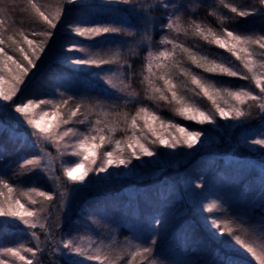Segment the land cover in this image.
I'll list each match as a JSON object with an SVG mask.
<instances>
[{"label":"snow or ice","instance_id":"1","mask_svg":"<svg viewBox=\"0 0 264 264\" xmlns=\"http://www.w3.org/2000/svg\"><path fill=\"white\" fill-rule=\"evenodd\" d=\"M109 2L143 12L142 27L124 22L64 23L72 6H82L83 0H56L54 10L40 0H0V102H12L28 87L58 27L83 41L125 37L64 47L66 53H76L64 57L71 65L102 69L95 75L103 79L106 96L59 90L50 96L21 97L12 104L17 123L32 130L35 140L27 143L37 154L21 155L11 166L0 168V235L13 223L27 230L26 238L0 243V264H60L64 257H75L67 264H157L154 238L121 243L115 236L106 240L87 230L65 231L64 217L75 186L98 182L102 174L110 178V169L131 171L153 158L160 162L164 155L160 147L172 152L202 147L209 133L222 127L219 121L242 127L258 115L260 124L246 130L243 142L264 148V31L240 26V20L264 13V0H212L207 15L216 20V27L197 18L202 2ZM157 8L165 13V23L159 26L152 15ZM15 16L19 21L11 18ZM141 52L137 71L134 62ZM137 77L142 95L134 86ZM230 78L246 83L233 86ZM177 117L201 127L182 126ZM10 155L6 144L0 143V164ZM37 171L47 188L29 179ZM190 183L204 187L202 181ZM201 210L209 214L204 220L212 237L227 235L257 264H264V244L258 253L245 239L254 234L264 241V218L259 222L241 218L219 199H205ZM82 211L89 210L82 207ZM88 219L95 224V216ZM153 223H159L158 218ZM218 264L231 261L219 257Z\"/></svg>","mask_w":264,"mask_h":264},{"label":"trees","instance_id":"2","mask_svg":"<svg viewBox=\"0 0 264 264\" xmlns=\"http://www.w3.org/2000/svg\"><path fill=\"white\" fill-rule=\"evenodd\" d=\"M86 1L82 6H74L72 11L67 13L64 23L124 22L131 23L137 28L142 27L144 13L134 6L109 2V0ZM40 2L46 3L54 10L56 0H40ZM184 2L193 4L202 2L204 6L199 9L197 18L214 27L217 26L216 20L207 15L208 6L212 0H184ZM240 2L247 3L250 0H240ZM152 15L157 26L165 23L163 19L165 13L161 9L157 8ZM11 18L17 21L20 19L19 16ZM186 19L187 13L185 14ZM240 26L264 31V14L240 20ZM159 36L160 32L157 31L156 39H159ZM123 39H125L123 36L108 35L99 37L95 41H83L68 33L66 28L58 27L49 49L42 55V62H38V69L34 70L36 74L30 78L28 87L22 89L21 94H18L12 102H0V143L6 144L11 154L3 164H0V168L4 165L11 166L21 155L37 154V150L27 143L35 140L32 132H29L31 129L23 126V129H19L22 130V135H19L16 130L18 125L13 119L16 114L12 104H15L21 97L50 96L59 90H64L67 94H83L92 98H97L101 93L107 95L103 79L95 75L102 69L79 67L75 70L56 65V62L63 60L65 56L76 55V53H66L64 47L69 43L111 42ZM213 51L222 52L220 49H213ZM8 54L16 56L10 49H8ZM224 55L228 54L224 53ZM142 57L143 52L134 62L137 71L142 64ZM218 79L229 80V78ZM230 82L233 86L245 84L237 78H230ZM134 86L141 90L142 95L139 77ZM164 115L170 117L171 113L165 112ZM176 119L182 126L201 127L190 121L179 120L178 117ZM229 122L231 121L218 122L222 127L212 130L209 133L210 139L202 141L203 146L199 145L195 153L187 156L185 168L174 169L170 163L163 161L162 155L158 158L160 165L154 170L158 177L154 179L147 178L138 181L139 183H132L131 179H111L103 187H85L75 200L71 198L67 214L72 213L70 211L72 206H78V209L87 208L89 211L77 213L78 215L67 227L65 224L68 215L66 214L64 230L71 233L87 230L106 240L115 236L121 243L129 238L139 242L154 238L157 240L155 246L157 264H218L219 257H228L231 264H257L237 253L225 250L223 246L212 241L196 220L197 214H200L197 204L186 201V194H188L186 185L193 184L190 182L202 181L210 188L211 196L222 201L231 213L256 222L264 218V179H260L254 170L252 162L258 157L246 146L248 144L245 143L243 146L244 136H242L243 131L255 129L260 124V117L253 116L242 127L234 124L230 127ZM203 127L210 128L211 126ZM158 151L163 154L168 152L159 149ZM250 162L252 166L249 165ZM244 169L251 171L249 175H245L246 183L249 185L252 183L256 187V193L250 198L245 194L246 185L244 183H242L243 188L240 185L235 189L230 182L233 176L238 175ZM29 179H35L40 185L48 187V182L39 171L33 173ZM204 196L208 197L207 199L211 197L207 192ZM89 215L96 217L95 224L90 223ZM157 218L159 223H153ZM26 231L22 225L9 224L4 233L0 235V243L7 244L19 238H26ZM48 259L52 257H47L46 260ZM67 261L68 259L64 257L60 260V264H67Z\"/></svg>","mask_w":264,"mask_h":264},{"label":"rangeland","instance_id":"3","mask_svg":"<svg viewBox=\"0 0 264 264\" xmlns=\"http://www.w3.org/2000/svg\"><path fill=\"white\" fill-rule=\"evenodd\" d=\"M85 2H87L86 0H83V5L85 4ZM104 3V2H102ZM74 6H72L73 8ZM264 14V13H262ZM62 36L64 35L63 32L61 33ZM61 36V38H62ZM59 58V56H58ZM56 65H60V66H66L72 69H78L79 67H76L74 65H71L70 63H68L65 59L61 60V61H57ZM245 82V81H244ZM246 83V82H245ZM16 114V113H15ZM13 118V116L11 117ZM16 122L18 121V114L15 115V118H13ZM231 123V125L233 124V122H229ZM18 125V127L16 128L17 132L19 135H22V130H19L20 128L23 129L26 125H24L23 123H16ZM30 129V128H29ZM29 132H32L29 131ZM246 134V131L242 132V136H244ZM243 146H245V143H243ZM249 147V149H251L255 155L258 157L257 160H254L253 166H254V170L256 171V173L258 174V177L263 178L264 179V148H261L260 146H253V145H246ZM199 145H197L196 148L192 149V150H188V149H178V151L176 150L175 152H172L168 149H165L163 147H160L159 150L165 152L166 150L168 151L167 153H165L162 156V159L164 162L166 163H170V165H172V167L174 169H180L182 167H186V160H187V156L188 155H192L193 153H195V151H197ZM65 159H74L71 157H66ZM134 164H141L140 161H133ZM160 165L159 162H157V159L153 158L152 161H149L146 165H141L138 168H135L131 171L128 170H124V169H110V171L112 172V176L110 178H106L103 176L100 178V180L98 182H94V183H85L83 186H75L76 190L72 193L71 198L73 200H75L79 194H81L84 190L85 187L89 186V187H103L105 184H107L108 180L111 179H131L132 183H139L138 181H142V180H146L148 179H154L157 176V172H155V168L158 167ZM251 162H250V164ZM251 171L249 169H244L242 171L239 172L238 175L233 176L230 179V182L233 184V187L236 189L238 186L241 185V187L243 188L242 183H244L246 185V191L245 194L247 197H251L256 193V187L254 186V184L252 185V183H250V185L247 182L246 176L245 175H249ZM149 173H151L149 176H147ZM89 179H91V176L89 177ZM251 181V180H250ZM204 187L197 189L194 187V184L192 185H186V191L188 192V194H186V201H192V203L197 204L198 209L200 214H197L196 220L198 222V224L200 225V227L203 229V231L210 237V239L212 241H214L217 244H220L221 246H223V248L229 252H234L237 253L245 258H248L250 260H252L253 262H256L255 257H253L251 254L247 253L245 250L241 249L239 246H236L232 243V241L230 240V238L225 235L222 238H214L210 235L209 230H208V225L205 223L204 217L209 215L208 213H205L201 210V203L202 201H204L205 199H207L208 197L204 196L205 193L207 192L210 196H211V191L210 188H208L205 183H203ZM241 188V189H242ZM186 192V193H187ZM204 196L203 199H201ZM210 199H214L212 196L209 197ZM73 200H72V204H73ZM70 206V205H69ZM72 206V205H71ZM68 211V209H67ZM72 213H69V215L67 216L68 219H66V227L68 224H71L72 221L75 219V216L82 213H86L83 212L82 209H78V206H72L71 210ZM78 213V214H77ZM212 215H217V216H223L224 213L221 212H214ZM70 217V218H69ZM246 241L251 244L254 248H256L257 252L259 253L261 250V245L264 244L263 241H261L257 235L254 234H249L247 236H245ZM67 259H75V257H65Z\"/></svg>","mask_w":264,"mask_h":264}]
</instances>
